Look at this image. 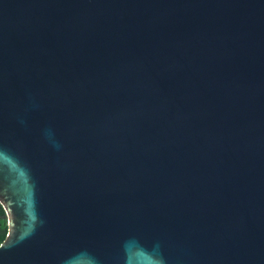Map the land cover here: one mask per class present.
I'll list each match as a JSON object with an SVG mask.
<instances>
[{
  "label": "water",
  "instance_id": "1",
  "mask_svg": "<svg viewBox=\"0 0 264 264\" xmlns=\"http://www.w3.org/2000/svg\"><path fill=\"white\" fill-rule=\"evenodd\" d=\"M0 264H264V0H0Z\"/></svg>",
  "mask_w": 264,
  "mask_h": 264
},
{
  "label": "trees",
  "instance_id": "2",
  "mask_svg": "<svg viewBox=\"0 0 264 264\" xmlns=\"http://www.w3.org/2000/svg\"><path fill=\"white\" fill-rule=\"evenodd\" d=\"M8 230L9 227L6 212L2 204L0 203V244L5 241Z\"/></svg>",
  "mask_w": 264,
  "mask_h": 264
}]
</instances>
